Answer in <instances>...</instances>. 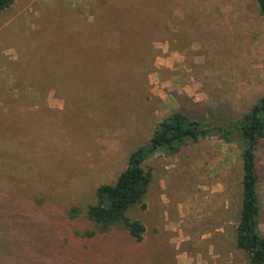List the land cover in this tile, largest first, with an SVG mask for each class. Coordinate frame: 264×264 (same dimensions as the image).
I'll return each instance as SVG.
<instances>
[{"label": "rangeland", "instance_id": "1", "mask_svg": "<svg viewBox=\"0 0 264 264\" xmlns=\"http://www.w3.org/2000/svg\"><path fill=\"white\" fill-rule=\"evenodd\" d=\"M101 1L111 0H14L0 13V107L15 100L4 89L18 96L20 85L39 82L49 90L37 101L50 110L18 116L0 108V264H249L235 244L237 135L188 140L143 162L152 172L144 206L127 213L144 225L141 242L119 228L98 242L75 235L92 227L84 212L97 188L116 181L165 116L179 109L221 125L241 120L264 94V23L254 0H152L170 13L171 29L140 50L145 66L130 70L139 86L131 94L122 78L135 40L100 26H118L129 4L122 0L123 17L108 6L92 26L82 20L95 15L69 13ZM78 18L80 30L71 27ZM129 95L136 99L126 107ZM255 155L264 236V137ZM48 238L67 251L47 248Z\"/></svg>", "mask_w": 264, "mask_h": 264}, {"label": "trees", "instance_id": "2", "mask_svg": "<svg viewBox=\"0 0 264 264\" xmlns=\"http://www.w3.org/2000/svg\"><path fill=\"white\" fill-rule=\"evenodd\" d=\"M126 9L128 17H123L122 10L124 3L122 0H111L109 2L101 1L98 7H82L81 11L69 12L70 16H78L83 14L86 18L95 15L94 21L89 19L82 20V23L92 26L102 19L104 11L109 10L107 7L115 5V16L123 17L122 22L117 26L106 28L104 23H101L102 31L112 36L114 33L120 36H129L134 38V51L130 54L131 64H128L126 70L129 76L122 78V81L135 92L139 86L132 84L131 69L133 66L141 68L145 66V58L141 57L140 50L147 49L149 44L157 40L167 38V33L171 29V23L168 24L170 13L157 7V0H152L144 3V0L139 3H130ZM258 7V13L264 23V0H254ZM14 3V0H0V13L9 8ZM159 11H162L166 18H158ZM84 17V18H85ZM80 19L74 22L71 27H76L80 30ZM102 33V32H101ZM184 34H188L183 32ZM182 33V34H183ZM180 39L181 33H175ZM172 36V33H171ZM173 37V36H172ZM105 38V37H104ZM106 39V38H105ZM111 42L105 41L107 48L111 49L115 43L113 37ZM150 47V46H149ZM177 47V46H174ZM139 54V55H138ZM136 59V60H135ZM135 61L134 63H132ZM135 69V68H134ZM26 80V78H24ZM20 83V81L18 82ZM18 96L10 91V96L14 97L13 103L6 101L1 105V110L4 112H12L18 116H29L33 112L49 114L45 102L43 107L38 103L37 99L46 96L49 87L47 84L41 83H24L18 88ZM139 91V89H138ZM140 93V91H139ZM136 98L129 95L127 105L134 103ZM128 113V111L126 112ZM218 135L226 141H231L234 136H238L243 141L242 157V176H241V199L238 215V222L235 227V244L236 247L246 254L249 264H264V236L259 233L258 223L260 216V204L258 195L259 175L256 171V146L264 137V94L252 105L250 110L239 121H225L221 125H206L198 118H194L189 114H185L179 109L172 111L170 114L161 119L154 127V130L149 137L147 143L143 146L131 151L127 156L126 167L120 172L116 181L112 184H104L97 188L96 201L89 205L85 212V218L91 223L92 227L89 230L75 232L80 239L89 241H99L100 239H109L112 231L116 228L124 230L134 242L143 240L144 225L140 220L132 219L128 216V211L136 204L144 206V197L152 180L151 169H145L143 162L154 152L161 150H178L188 140H198L207 135ZM78 208H71L69 211L70 217H76L79 213ZM74 243L78 242L77 238L72 239ZM106 243V242H104ZM59 247L62 254L67 251V247H62L54 240L48 238L46 243L47 248ZM89 247V246H88ZM90 248V247H89ZM84 256L92 258L91 253L84 252ZM99 255V254H98ZM83 258V256H82Z\"/></svg>", "mask_w": 264, "mask_h": 264}]
</instances>
